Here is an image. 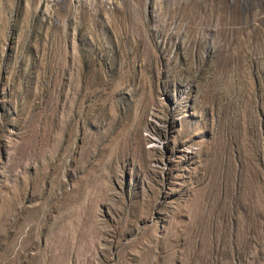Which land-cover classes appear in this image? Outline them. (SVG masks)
I'll return each instance as SVG.
<instances>
[{
  "label": "rangeland",
  "instance_id": "rangeland-1",
  "mask_svg": "<svg viewBox=\"0 0 264 264\" xmlns=\"http://www.w3.org/2000/svg\"><path fill=\"white\" fill-rule=\"evenodd\" d=\"M0 264H264V0H0Z\"/></svg>",
  "mask_w": 264,
  "mask_h": 264
}]
</instances>
